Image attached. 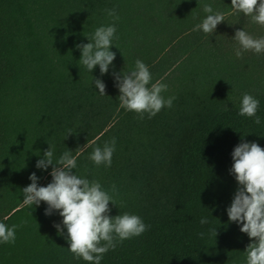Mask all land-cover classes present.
<instances>
[{
    "label": "trees",
    "instance_id": "1",
    "mask_svg": "<svg viewBox=\"0 0 264 264\" xmlns=\"http://www.w3.org/2000/svg\"><path fill=\"white\" fill-rule=\"evenodd\" d=\"M204 4L224 16L210 36L193 31L207 15ZM107 9L119 20L115 59L102 75L80 63L76 45L113 23ZM255 25L231 0H0V222L18 225L15 243H0V264H90L69 251L66 229L58 233V210L45 215L43 201L23 203L31 173L39 186L52 180L53 165L36 167L49 145L54 162L80 153L73 172L114 196L109 215L135 214L149 226L117 242L100 264H246L250 238L226 209L238 186L234 147L264 148V59L235 54V31ZM137 59L153 82L167 84L162 95L175 97L151 118L119 106L113 73ZM244 93L259 101V125L239 115ZM113 137L111 166L96 165L93 148Z\"/></svg>",
    "mask_w": 264,
    "mask_h": 264
},
{
    "label": "clouds",
    "instance_id": "2",
    "mask_svg": "<svg viewBox=\"0 0 264 264\" xmlns=\"http://www.w3.org/2000/svg\"><path fill=\"white\" fill-rule=\"evenodd\" d=\"M231 7L249 16L252 22L264 25V0H231ZM106 11L113 23L97 27L87 37L88 43L76 45L80 49V63L89 72L98 65L102 75L108 72L115 59L116 54L110 50V46L116 33L115 21L119 20L115 9ZM203 11L207 15L193 26V31L202 30L210 36L217 25L224 21V16L214 11L211 4H204ZM234 39L240 46L235 51L237 57L242 56L243 51L250 50L257 54L264 52V37L254 38L243 29H237ZM113 75L120 93L119 106L137 113L139 119H144L145 113L151 118L163 107H172L175 97L166 99L162 95L168 89L167 84L159 80L153 82L152 74L142 60L137 59L133 69L121 70L119 74ZM91 83L100 94L105 95L106 85L101 79L92 77ZM258 107L259 101L251 94L244 93L240 99L239 115L253 117L254 123L259 125L261 118L256 115ZM115 145L116 139L113 137L102 147L95 146L89 158L98 166H111ZM78 155L79 152L73 156L68 150L54 162V150L49 145L43 152V158L37 160L36 167L47 169L53 165L50 173L52 180L46 186H39L38 177L34 172L31 173V183L22 189L23 203L26 206H38L43 201L47 204L45 215L58 210L62 221L54 226L60 234L66 229L69 251L77 259L100 264L103 255L115 249L117 242L139 236L149 226L135 214L124 212L109 215V202L115 204L114 196L99 181H90L73 172ZM231 157L230 173L234 175L238 186L226 209L228 220L239 224L240 231L250 238L251 242L245 248L246 264H264V148L254 141L241 142L234 147ZM111 192H116L115 185L111 186ZM200 223L205 224L207 220L202 218ZM17 227L0 222V243L14 244ZM199 235L203 236L204 233Z\"/></svg>",
    "mask_w": 264,
    "mask_h": 264
},
{
    "label": "rangeland",
    "instance_id": "3",
    "mask_svg": "<svg viewBox=\"0 0 264 264\" xmlns=\"http://www.w3.org/2000/svg\"><path fill=\"white\" fill-rule=\"evenodd\" d=\"M247 33L253 36L254 38L264 37V25H260L256 23V25L253 26V28H251L250 31ZM260 54L263 56V59H264V52H261ZM263 72H264V69H263Z\"/></svg>",
    "mask_w": 264,
    "mask_h": 264
}]
</instances>
